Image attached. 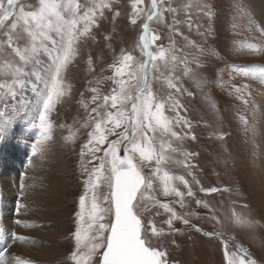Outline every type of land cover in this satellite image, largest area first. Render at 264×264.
<instances>
[{
  "label": "rangeland",
  "instance_id": "rangeland-1",
  "mask_svg": "<svg viewBox=\"0 0 264 264\" xmlns=\"http://www.w3.org/2000/svg\"><path fill=\"white\" fill-rule=\"evenodd\" d=\"M256 1L165 0L166 5L177 11L165 12L160 19L151 22L152 30L160 36L155 44L166 52V59L153 61L155 67L150 69L152 91L157 100H167L165 115L169 119L177 117V111H173L171 105L178 100L183 105L178 110L179 117L191 124L190 129L176 126L175 130L184 138L180 141L172 138L171 143L178 151L164 152L168 159L160 165L161 176L152 174L154 161L144 167V174L153 184L147 195L153 199L142 204L141 215L154 221L156 227L165 233L159 238L154 237L153 243L168 252L169 264H227L229 258L238 260L245 253L246 258L255 264H264V82L258 75L260 70H264V35L258 31L264 28V24L258 17ZM80 2L90 3L91 0ZM19 3L26 10L39 7V0H19ZM131 4L132 0H113V11L105 9L101 26L92 29L91 38L81 46V54L65 74V86H70L71 90L50 114L52 138L44 145L45 149L57 148L48 172L52 176L56 165L62 168V188L60 194L47 198L45 207L48 214L37 216L35 222L28 218L24 213L27 209L21 205L29 171L36 160L32 155V145L40 138L39 129L31 126L36 95L28 84L24 89L17 86L15 99L0 97V112L6 111L7 104L10 116V122L0 136V227L6 230L7 243L13 232L24 237L26 233H32L31 239L41 241L48 249L38 259L27 258L30 260L26 262L28 264H73L74 232L81 211L79 201L86 191L87 173L83 169L87 167L91 171L100 164L96 157L103 156V151L95 156L90 152L81 155L91 130L83 125L90 109L97 107L102 97L110 95L117 87L109 79L114 76V69L110 66L119 60L121 52H131L135 57L133 67L123 77L117 78L127 81L125 87L130 92L135 91L138 82L129 79L127 72H138L139 65L145 61L139 47L145 18L132 25ZM141 7L145 9L146 17L150 0H144ZM116 11H119V16L115 15ZM2 39L5 37L0 30ZM20 43L23 46L25 41ZM202 48L205 49L203 55L200 52ZM151 50L155 53L159 48L153 46ZM17 62L18 58L11 54V50L0 51V83L5 80L11 82L12 66ZM244 70H254L257 75L244 76ZM169 80L177 83L183 91L176 93L169 88ZM244 85L248 87L245 89ZM92 88H97L98 93H93ZM237 88L241 91L237 92ZM94 94L101 97L96 104L91 103ZM85 104L88 105L87 110ZM72 133L76 136L74 143L66 139ZM193 135L196 139H192ZM116 138L110 136L109 140ZM162 139L166 142L169 137L164 135ZM23 143L31 150L32 162L29 164L27 159L24 172L10 179L6 171L14 162L10 160L14 151H22L17 158L22 164L28 156L21 150L25 146ZM154 143L159 148V132ZM101 147L103 149L107 145ZM188 153L195 155L189 156ZM186 164L194 167H186ZM165 171L176 177L184 176L191 184L195 196L185 195L184 207L177 203L178 198L174 195H163L161 177ZM190 172L193 175H189ZM35 174L33 181L42 178ZM5 179L10 182L11 191L4 187ZM196 180L200 183L197 184ZM174 183L180 191L187 193L179 180ZM212 187L222 191L211 194L201 191V188ZM108 191L107 182L101 181L97 193L102 207H107L103 196ZM196 200L203 201L208 207L197 204ZM160 204H168L190 223L185 225L181 220H175L174 228L178 231L169 234L165 221L170 213L159 207ZM88 207L86 202V210ZM25 240L15 243L25 244ZM225 242L231 253L229 257L225 256ZM15 243L6 255L13 264L17 259L25 264L23 257L12 251Z\"/></svg>",
  "mask_w": 264,
  "mask_h": 264
},
{
  "label": "snow or ice",
  "instance_id": "snow-or-ice-1",
  "mask_svg": "<svg viewBox=\"0 0 264 264\" xmlns=\"http://www.w3.org/2000/svg\"><path fill=\"white\" fill-rule=\"evenodd\" d=\"M143 4L144 0H132L131 4L130 23L136 25L138 20L145 18L139 47L146 60L139 65L138 72H127L129 79L138 82L135 91H128L125 87L127 81L117 79L133 67L132 62L135 60L131 52L122 51L119 60L110 66L114 69V76L109 79L117 87L112 89L110 95L103 96L97 107L90 109L89 117L83 125L91 130L81 155L90 152L95 156L97 152L103 151V156L96 157L100 159V164L91 171L87 167L83 169L87 173L86 191L79 201L81 211L78 213V226L74 232L75 250L71 255L73 264H169L168 252L153 243L154 237L159 238L165 233L156 227L154 221L146 220L141 215L142 204L153 199L147 195L153 184L144 174V167L154 161L152 174L161 176L160 165L168 159L164 152L178 151L171 143L172 138L177 141L184 138L175 130L176 126L190 129L191 124L179 117L178 110L183 105L178 100L171 105L172 110L177 111L176 119L171 120L165 115L167 100L156 99L149 79L150 69L155 67L153 61L166 59L164 48L155 44L160 36L152 30L151 22L153 19H160L165 12L177 10L166 5L165 0H150V9L145 17V9L141 7ZM105 9L113 11V0H91L84 4L80 0H39V7L34 10H26L19 0H0V30H3L5 37L0 40V51L9 49L18 58L17 64L12 66L11 82L5 80L0 83V97L15 99L17 86L24 89L26 85H31L36 95L31 126L38 128L40 133V138L32 145L33 156L38 153L42 155L45 143L52 138L50 114L71 90L70 86H65V74L81 54V46L91 38L92 29L101 26L100 20L104 17ZM208 14L211 15L210 9ZM115 15L119 16V11ZM258 31L264 35V28ZM22 40L25 41L23 46L20 43ZM153 46L159 48L155 53L151 50ZM200 52L203 55L205 49H200ZM88 62L91 64V59ZM243 75L255 77L257 72L244 70ZM258 75L264 82V70H260ZM168 86L176 93L183 91L171 80ZM243 87L246 89L248 86ZM90 90L98 93L97 88ZM236 91L240 92L241 89L237 88ZM98 100H101L98 94L91 97L93 104ZM84 107L88 109L87 104ZM5 108L6 111L0 112V136L10 122L7 104ZM245 124L247 125V121ZM117 129L123 131L118 132ZM157 132L161 137L159 148L154 143ZM164 135L169 137L166 142L162 139ZM110 136L117 138L109 140ZM66 139L74 143L75 133L68 135ZM192 139L196 137L193 135ZM105 144L107 147L102 149L101 146ZM122 150L125 153L123 157L120 155ZM185 166L194 167L189 164ZM189 175L193 174L190 172ZM161 180L163 195H174L181 207L185 206V195L195 196L191 184L184 176L176 177L165 171ZM176 180L187 189V193L175 186ZM101 181H106L109 189L103 196V203L107 207L101 206L97 193ZM196 183H200L199 180ZM201 191L211 194L222 190L212 187L201 188ZM86 202L89 205L87 210ZM196 203L208 207L201 200H196ZM159 207L170 213L165 221L170 230L169 234L178 231L174 228L175 220H181L185 225L190 223L189 219L168 204H160ZM212 219L215 220L216 217L213 216ZM5 231L0 227V239H4ZM25 239L27 238L24 236L11 233L9 242L0 248V264H13L6 253L11 243ZM224 249L225 256L229 257L231 253L227 242ZM246 256L247 253L238 260L229 258L227 264H255ZM16 264L23 262L17 259Z\"/></svg>",
  "mask_w": 264,
  "mask_h": 264
},
{
  "label": "bare ground",
  "instance_id": "bare-ground-1",
  "mask_svg": "<svg viewBox=\"0 0 264 264\" xmlns=\"http://www.w3.org/2000/svg\"><path fill=\"white\" fill-rule=\"evenodd\" d=\"M255 7H256V11L258 13V17L261 18V20L264 24V0H257ZM263 117H264V111H263ZM262 132H263V139H264V123H263V131ZM14 142H15V140H14ZM24 145L25 146L22 147L21 150H24V152H26L28 154L27 159L29 160V164H30V161L32 162L31 150H28L29 147L26 144H24ZM3 147H5V146H3ZM56 150H57V148H56V146H54V147L45 149V151L42 155L38 154L36 156V160H34V164L31 167V170L30 171L28 170L29 171V179L26 182L27 189L25 192V196H24L22 205H24L25 209H27V211H25L24 213L25 214L27 213L28 218L30 220H32L33 222H35L34 220H37V218H36L37 216H39L41 214H44L43 216H45L48 214L49 210L47 211L46 210L47 208L45 207V203H46L47 198L49 199L53 195L56 196L55 195L56 193L60 194V190L62 188V180L60 179V175H61L60 169H62V168L61 167L59 168V166L56 165L53 168L54 171L52 172L53 173L52 176L48 172V166L54 160V158L56 156L55 155ZM11 152H13V150ZM19 152H22V151H20L19 149H16L13 153V156L10 157V160H14V162L12 161L13 162L12 165L10 163L11 169H9V171H6L7 176L10 179H13V177L18 173H23V171L20 172V170L21 169L23 170L25 165H24V162L22 164L21 161L17 160V158L19 156ZM59 162L61 163V159H59ZM20 164H22V165L20 166ZM54 173H56V174L54 175ZM34 174L36 177L41 176L42 178L38 179V180L34 179V181H33L32 177H34ZM3 184H4V187L6 186V188L9 191H11L10 182L8 179H5L3 181ZM59 194H57V196ZM10 195H11V193H10ZM53 205H54V203H53ZM30 235H32V233ZM30 235H29V233L28 234L26 233L25 237L27 238L26 239L27 241L32 240L31 239L32 236H30ZM44 235H45V233H44ZM28 238H29V240H28ZM41 239L42 238H40V240ZM27 241L25 244H22L21 242L19 244L15 243L16 245L13 247V249L11 248L12 251H15L16 253H18V255L23 257L25 264H28L26 262H29L30 261L29 259H34V260H35V258L38 259V258L44 256L43 254H45L48 251L47 248H44L45 244H43L41 241L36 240L37 241L36 242L35 239L30 241V243H27ZM42 248H44V249H42ZM10 253H12V252H10ZM27 258H29V259H27ZM14 263H15V261H14Z\"/></svg>",
  "mask_w": 264,
  "mask_h": 264
},
{
  "label": "water",
  "instance_id": "water-1",
  "mask_svg": "<svg viewBox=\"0 0 264 264\" xmlns=\"http://www.w3.org/2000/svg\"><path fill=\"white\" fill-rule=\"evenodd\" d=\"M121 157H123L125 155V153L123 152V150L120 153Z\"/></svg>",
  "mask_w": 264,
  "mask_h": 264
}]
</instances>
